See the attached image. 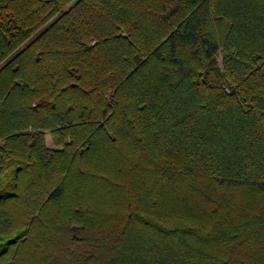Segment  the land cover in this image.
Segmentation results:
<instances>
[{
  "label": "trees",
  "instance_id": "16d2710c",
  "mask_svg": "<svg viewBox=\"0 0 264 264\" xmlns=\"http://www.w3.org/2000/svg\"><path fill=\"white\" fill-rule=\"evenodd\" d=\"M0 264H264V0H0Z\"/></svg>",
  "mask_w": 264,
  "mask_h": 264
},
{
  "label": "rangeland",
  "instance_id": "374dc122",
  "mask_svg": "<svg viewBox=\"0 0 264 264\" xmlns=\"http://www.w3.org/2000/svg\"><path fill=\"white\" fill-rule=\"evenodd\" d=\"M220 59V57L218 56V60ZM44 139H45V143L46 145L50 146V147H54V144L52 142V138H51V134L49 131H46L44 133Z\"/></svg>",
  "mask_w": 264,
  "mask_h": 264
}]
</instances>
